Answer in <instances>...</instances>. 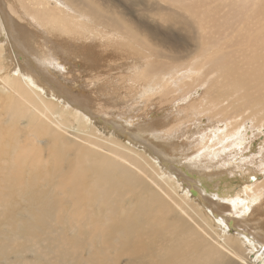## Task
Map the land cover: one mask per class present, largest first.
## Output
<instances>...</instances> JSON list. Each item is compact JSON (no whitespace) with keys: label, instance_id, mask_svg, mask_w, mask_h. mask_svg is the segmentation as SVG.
I'll return each instance as SVG.
<instances>
[{"label":"bare ground","instance_id":"bare-ground-1","mask_svg":"<svg viewBox=\"0 0 264 264\" xmlns=\"http://www.w3.org/2000/svg\"><path fill=\"white\" fill-rule=\"evenodd\" d=\"M93 11H99L93 0H0V27L10 44L6 51L0 43V263L244 264L247 255L241 244L232 242L233 229L238 226L245 228L237 229L238 241L259 251L254 264L263 261L264 217L259 215L263 218L259 220L257 211L264 208V198L249 201L248 196L233 194L234 188L222 185L226 179L219 173L228 169L206 173L205 177L214 178L212 182H219L215 188L204 184L205 195L183 171L184 166L169 163L162 157L161 147L134 133L160 132L163 144L174 145L171 156L192 163L201 160L218 165L220 158H213L224 151L229 159L238 154L246 164L255 165L258 159L250 173L264 174V145L239 153L248 135L241 142L237 135L244 123H250L249 135L260 134L264 127V0H114L110 14L104 13L103 19ZM222 27L229 31L219 32ZM101 31L104 33L98 37ZM182 33L195 36V43L210 49L213 56V71L207 75L214 74L215 79L207 107L193 96L189 107L177 108L174 119H180V124L171 125L166 124L167 116H162L166 123L153 120L147 126L135 123L132 128L112 116L96 118L133 148L119 137L113 141L90 131H72L69 122L61 119L71 113L73 118L82 117L81 122L95 119L93 113L111 115L99 107L115 108L116 98L126 93L146 98L147 103L157 99L162 105L193 94L191 89L186 92L189 88L184 83L185 93L182 90L172 99L170 88H177L181 80L168 84L172 69L166 73L167 69L160 67L158 72L142 58H131L108 70L97 69L101 43L132 53L163 47L169 34ZM230 46L236 50H222ZM45 49L61 55L67 63L73 58L82 61L85 67L74 73L94 79L91 96L56 79L48 66L62 64L52 61ZM71 75L68 71L65 76ZM156 75H160L158 81L151 77ZM222 99L226 103L222 104ZM211 104L218 107L213 109ZM250 108L251 112L245 113ZM219 110L235 116L240 125L203 130L209 126H204L201 115L206 112L207 119H217ZM188 125L186 144H182ZM134 145L153 154L162 168L153 166ZM247 149L248 157L244 156ZM187 150L192 153L185 155ZM223 162L233 164L225 158ZM259 186L264 194V180ZM226 194L229 196L224 198ZM15 212L28 218H16ZM217 217L221 218L225 243L212 228Z\"/></svg>","mask_w":264,"mask_h":264},{"label":"rangeland","instance_id":"rangeland-1","mask_svg":"<svg viewBox=\"0 0 264 264\" xmlns=\"http://www.w3.org/2000/svg\"><path fill=\"white\" fill-rule=\"evenodd\" d=\"M93 1H95L97 3V8L99 10L98 12L97 11H93V12L95 14H97L100 18L103 19L102 15L104 13L110 14L109 10L113 7L114 0H93ZM115 20L118 22L117 19H115ZM111 22H112V20H111ZM222 30H223L222 33L225 34L226 32L229 31V28L226 29V28L222 27L219 32H221ZM201 31H202V29L200 31H198L195 34V36H198V34ZM103 33L104 32H102V31H101V33L100 32L97 33L98 37H100L101 34H103ZM195 36L187 37L184 33L178 34V35L169 34L168 35V41L169 42L167 45H165L163 47L162 46H152V50H135V51L132 50V53H130V50L116 49V48H114L115 45L111 46L112 44L111 45L107 44L104 47V45H102V43H101L98 45V52H99L100 60H99V65L97 66V69H99V70H100V68H103V67H105L108 70L109 66H117L118 63L125 62L126 60L129 61L131 58H134V57L142 58L145 61V65L153 66L154 68L158 69V72H161L160 67L163 68V70L167 69L166 73H170L169 70L172 69L171 76L167 79L168 84H171L172 82H174L176 80H181L179 82V86L177 88H170L169 85L167 84V82H165L167 84V87H169L171 90L170 96L173 97L172 99H174L176 96L178 97L181 94L180 91H182V90L185 93V88L183 87L184 83H185V86L187 85L189 88L186 90V92H189V90L191 89L190 92L192 91L193 94L192 93L187 94V95L177 99V101H171L169 103H165L162 105L160 100L155 99L151 103H147L146 98L144 99L142 97L141 99H139V97H138L139 95L136 96V94H134L132 97H134V96H136V97L133 99L132 97H130L129 94L126 93V95H124V97L119 96L116 98L115 105L120 106V107L116 108L117 107L116 106L113 109L109 108L111 111L104 108V107H101V106L99 107V109L101 111L110 112L111 115L105 116L103 114L100 115L97 113H93L94 115H96L95 119H91V121L86 120L85 122H87V124H85L84 120H83V122H81L82 117H80V118L78 117L79 119L75 118V117L74 118L71 117V115H73V113L67 114L65 117H61V119L66 121V122H69V125H70L72 131L80 132L82 134L90 131V132L94 133L95 136H98V137H104V136L109 137L110 136L109 138L113 139V141H114V139H116V137L117 138L119 137V139L121 141H123L127 146H130V144L128 142H126V139H124L123 136L117 135L115 129H111L109 127L104 126L103 124L99 123V121H97L96 118L101 116L100 118L103 120V118H105V117L108 118V117L112 116L115 120L121 119L122 124L124 126H128L130 128L135 126L136 125L135 123H138L139 125L146 124V126H147V122L153 121V120L160 121L162 123H166V122H164L166 119H168V123H166V124L171 125V124H174L176 121L181 122L180 119H174V116H176L178 114L177 108L189 107L190 100L193 96L196 97L197 101H201L203 106L207 107L209 105L208 101L210 100V95H211V91H212L213 86H214V79H215L212 77V76H214V74L213 75L209 74V76L207 75V72H210L212 70L211 67H212L213 56L208 51L210 49H205V48L199 47V45L195 43V40H194ZM98 37H95V38H98ZM0 43H1V45L3 44L6 47L5 48L6 51L9 50V45H10L9 41L7 40L6 34L4 35L1 27H0ZM33 43L34 42H30V46L32 48H33V46L36 47L35 45H33ZM76 44L80 45L81 42L76 41ZM93 47H94L95 52H96V46L93 45ZM99 49H101V50H99ZM45 50L47 51V54H48L47 56L50 59H52V61H54V62L58 61L60 64H62L61 67L57 66L56 63H54V66L53 65L48 66V68L51 70V73L53 72V74L55 75L56 79L59 78V80L61 82L66 83V84H70V86L75 85L77 90H79V89L84 90L85 92H87L88 95L91 96V94H92V90H91L92 87L91 86H95V84H96V82L93 81L94 79L90 80L88 78V80H87V79H84V77H85V76H83L84 74L76 75L74 73L76 71L80 73L82 71V69L85 67L83 65L82 61L79 59L73 58L70 60V63H67L65 61V59H62L61 55L55 54L54 52L47 50V49H45ZM222 50H236V47L230 46V47H227L226 49H222ZM162 51H163V53H162ZM119 53L122 54L120 59L118 58V56L120 55ZM235 56H236V53H233L232 59L236 58ZM68 62H69V60H68ZM111 63L115 64V65H112ZM198 68H199V70L195 71ZM68 71L71 74H73V76L72 75L71 76H65L66 74H68ZM192 71H195L193 73V75H192ZM90 74H93V73H90ZM151 77H153L156 81H158L160 79V75L151 76ZM192 79H195V81ZM84 80H87L88 86L85 85ZM122 81H123V78L121 79V82ZM125 83L128 84L131 82L125 81ZM111 86H113V84ZM75 87H73V88L75 89ZM88 87H91V88H88ZM128 97H130V98H128ZM223 103H226V100L224 101L222 99V104ZM110 104L112 106H114L113 102H111ZM211 105H212L213 109L218 107L215 104H211ZM66 107H68V105H66ZM221 107H222V105H221ZM253 109H254L253 111H256L255 107ZM250 110H252V108L246 109L245 113L249 112ZM112 112H114V113H112ZM237 113H240V112H235L234 114H237ZM261 113H262V111H261ZM205 115H207L206 112L201 115V118L204 117V118H202V122H203L204 126H209V128H208L209 130L201 126L203 130H207V131L212 132V130L215 131V129H217V128L221 129V127H225L226 129H228V128L234 129L235 127L240 125L239 123L235 122V120H237V118H235V116L228 114L224 110H219V116L217 119L210 120V119H207V117H205ZM162 116H164V117L167 116L169 118L165 119ZM123 119H127V121H123ZM203 119H204V121H203ZM242 120L243 119H241L239 122H242ZM178 122H176V123H178ZM180 122H179V124H180ZM208 122H211V124H208ZM244 124L245 125H243L239 129V131H241V132H237L239 142H241V138L243 139L247 135L248 136L246 138H244L245 144H243L242 148L239 149V153H241L242 149H244V148L251 149L255 146H256V150H258L257 145H259V144L264 145V127H261L260 129L262 132L255 136V135H251V134L249 135L250 123H248V124L244 123ZM200 125H202V124H200ZM142 127H145V126H142ZM187 128L189 129L190 125H188L185 128V131L183 132L184 133L183 136L181 135V133H177L179 136H182V139H181L182 144H186L185 139L188 137V133H189V132L186 133ZM159 133L152 132L150 134L147 131L142 130V131H138L134 134L139 136V138H141L142 140H146L147 143H151L154 146L156 145L155 147H157V145H158V147H157L158 149L161 147L159 150L162 152L161 153L162 157L164 156L166 161H168V162L170 161L169 163H173V165H176L178 168H180L181 166L182 167L184 166L183 171L186 173V175L190 174L189 177H193V179H192L193 184L194 185L196 184L195 186H197L198 189L200 188L201 190L200 189L199 190L202 191V193H204L205 195H207L208 193L205 191L206 186L204 184H207L209 186L211 183L212 186H214L213 188H215L216 185H214V184L219 182V181L212 182V179H214V178L211 179V177L210 178L208 176L205 177L206 173H208L207 175H209L210 172H217V170L228 169L229 171H219V173L220 172L224 173L223 176H224V179H226V180H223L222 185H224L225 187L229 186V189H231V190L234 188L233 194H238V196H240V197H247L248 196L247 200H249V201H252V198H254V197L264 198L263 197L264 194L262 193V186H259L260 183L264 180V174H261L260 172L250 173L251 167H255V165L258 164V162H259L258 159L254 160L255 165H253L254 163L246 164V163H244V162H246V160H243L242 159L243 157L241 158L238 154L234 155V156H236L235 158H237V159H235V158L229 159L228 155H227L228 152L224 151V152H219L221 154L216 159L212 157L214 159V161H216L218 158H220V159H218V162H219L218 165H220L219 167H218L217 163H213V162H212V164L203 163V161H201V160L195 161L194 162L195 164H194V163H192L193 161H191V160L189 161V160H187V158L183 159L182 156L181 157L171 156V154H169V153L171 152L172 148H174V145H172L173 143L171 142L168 145L163 144V138L159 137ZM255 133H256V131H255ZM170 134H171V136H175V139H176V133L175 132H172ZM253 137H255V138L253 139L252 142H250V140H252ZM165 141H166V139H165ZM247 143H248V146L246 145ZM178 146L180 147V145H178ZM130 147L133 148V146H130ZM134 148H135V150L137 148V151H139L147 160L152 161L153 166H156L155 164H158L162 168L163 164H161L155 158V156L153 154H150L149 152H147V150L145 148H142L141 145L140 146L134 145ZM191 148H194V146H192ZM182 150H184V147L181 148V150L178 149L179 152H182ZM167 151H168V155H165L164 152H167ZM191 153H192V151L187 150L185 155H190ZM244 153H245L244 156H247V157L249 156V150L245 151ZM154 158L157 160V163L155 162ZM164 158H162V159H164ZM224 158L226 160L228 159L233 164H226L227 162L226 163L223 162ZM178 165H180V166H178ZM237 165H239L240 167H238ZM242 165H244V166H242ZM245 165L248 166V169H245ZM164 172H165V170H164ZM197 172H198V174H197ZM166 175L167 174H165V176ZM160 176L165 177L164 175H161V174H160ZM194 177L195 178L198 177L196 179V181H195ZM197 182H200L202 184L197 183ZM248 186L251 189L255 186H256V188H255V190L254 189L251 190V189H248L249 188ZM208 188H210V187H208ZM178 190L180 191V193L178 192ZM178 190H177V193H179L180 195H184V194H182V193H184L183 189L181 190L180 188H178ZM224 192H226V191H224ZM227 192H228V189H227ZM258 192H261V193L258 194ZM209 193H211V190L209 191ZM251 193L254 195H251ZM244 195H246V196H244ZM228 196L229 195L226 194L223 197L227 198ZM195 201L199 203L198 199L197 200L195 199ZM262 207H264V205ZM226 213H224V215H226ZM257 214H258V217H259V215H262L264 217V208L257 211ZM2 216H3V218L8 217L7 214H2ZM14 216L16 218H18V217L28 218L27 215H25L23 213H18V212H15ZM237 216H239V215L237 214ZM262 216H260L259 218L258 217H255V218H258L259 220H261V219H263ZM209 217L211 219V216H209ZM219 219H221V218L217 217L214 219V226H212V228H213L216 235L219 234V237H218L219 241H222V243H225L222 240L223 233H222V228H221V221ZM217 221H220V222L218 223ZM212 223H213V220H212ZM212 223L209 220V224H212ZM251 223H252V221L250 222V224ZM3 228H6V227H3ZM237 229L245 230V228L243 226H238ZM237 229H233L232 242L235 241L237 244H241L240 245L241 250H244L243 252L247 255V257L244 258L245 259L244 264L247 262H253V264H254V261H255L254 258H256L255 254L259 253V251H254L255 249L253 247H255V246L250 247L248 244L242 243V240L238 241L237 238L239 235L237 234V232H238ZM240 233H242V232H240ZM241 238H243V237L241 236ZM225 241H228V240H225ZM27 256H28L27 258H32L30 255H27ZM258 262H260L258 264H264V259H263V261L259 260ZM0 264H2V263H0Z\"/></svg>","mask_w":264,"mask_h":264},{"label":"water","instance_id":"water-1","mask_svg":"<svg viewBox=\"0 0 264 264\" xmlns=\"http://www.w3.org/2000/svg\"><path fill=\"white\" fill-rule=\"evenodd\" d=\"M191 192H192V194H194V195H195V191H193V190H192Z\"/></svg>","mask_w":264,"mask_h":264}]
</instances>
